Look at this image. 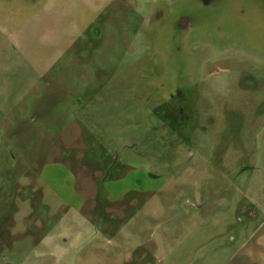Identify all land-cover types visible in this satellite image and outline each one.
I'll use <instances>...</instances> for the list:
<instances>
[{"label": "rangeland", "instance_id": "1", "mask_svg": "<svg viewBox=\"0 0 264 264\" xmlns=\"http://www.w3.org/2000/svg\"><path fill=\"white\" fill-rule=\"evenodd\" d=\"M0 264H264V0H0Z\"/></svg>", "mask_w": 264, "mask_h": 264}, {"label": "flooded vegetation", "instance_id": "2", "mask_svg": "<svg viewBox=\"0 0 264 264\" xmlns=\"http://www.w3.org/2000/svg\"><path fill=\"white\" fill-rule=\"evenodd\" d=\"M154 23V25H159V20H157V19H155V21L153 22ZM180 25H186V19H182L181 20V22H180ZM181 96V94L178 92V94H171V97L172 98H175V97H180Z\"/></svg>", "mask_w": 264, "mask_h": 264}]
</instances>
